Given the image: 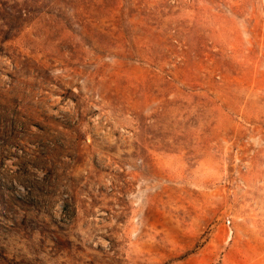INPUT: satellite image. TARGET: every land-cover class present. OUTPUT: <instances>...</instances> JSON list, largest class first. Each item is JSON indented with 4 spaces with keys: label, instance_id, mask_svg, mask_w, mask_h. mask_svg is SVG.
I'll use <instances>...</instances> for the list:
<instances>
[{
    "label": "rangeland",
    "instance_id": "rangeland-1",
    "mask_svg": "<svg viewBox=\"0 0 264 264\" xmlns=\"http://www.w3.org/2000/svg\"><path fill=\"white\" fill-rule=\"evenodd\" d=\"M0 264H264V0H0Z\"/></svg>",
    "mask_w": 264,
    "mask_h": 264
}]
</instances>
